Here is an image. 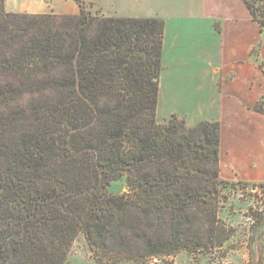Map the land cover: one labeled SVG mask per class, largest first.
I'll return each mask as SVG.
<instances>
[{"label":"trees","instance_id":"obj_1","mask_svg":"<svg viewBox=\"0 0 264 264\" xmlns=\"http://www.w3.org/2000/svg\"><path fill=\"white\" fill-rule=\"evenodd\" d=\"M243 1L263 32L264 0ZM75 2L59 16L0 0V264H64L80 233L109 259L228 241L220 123L158 120L166 20Z\"/></svg>","mask_w":264,"mask_h":264},{"label":"crops","instance_id":"obj_2","mask_svg":"<svg viewBox=\"0 0 264 264\" xmlns=\"http://www.w3.org/2000/svg\"><path fill=\"white\" fill-rule=\"evenodd\" d=\"M247 6L243 0L202 1L184 20H197L206 26V33L187 38L178 35L172 46L167 43L172 19L161 17L166 20L163 73L170 71L173 60L169 75L174 74L177 83L171 87L182 99L196 100L197 108L173 109L170 115L176 114L189 126L220 123L221 178L264 184V115L254 110L264 97V47L258 59L252 58L264 31ZM162 81L160 76L159 97L170 90L168 78L167 85L162 86ZM212 95L214 102L210 103Z\"/></svg>","mask_w":264,"mask_h":264},{"label":"rangeland","instance_id":"obj_3","mask_svg":"<svg viewBox=\"0 0 264 264\" xmlns=\"http://www.w3.org/2000/svg\"><path fill=\"white\" fill-rule=\"evenodd\" d=\"M202 1L204 2V0H84V3L94 16L164 18L167 15L172 19L168 27L167 43L168 46H172L176 41L174 38L178 35L187 38L189 35L206 33L204 31L206 26L198 23L197 20H184L191 15L194 7L202 4ZM5 7L8 13L30 15L78 16L80 12L75 0H6ZM32 11L38 13L33 14ZM216 25L220 28L219 23ZM217 43L214 45L217 46ZM263 47L264 39L252 50L254 60L260 57ZM172 62L170 71L167 69L165 73L164 70L161 73L162 86L167 85L165 84L167 78L170 84L168 93L164 91L159 97L161 107L157 109V114L159 122L163 125L173 117L169 113L171 110L190 111L196 106L195 98L182 99L178 96L175 87H171L172 84L177 83L174 74L169 75L174 69ZM261 65L264 67V64ZM213 96L210 98V103L214 102ZM223 187L219 200L220 222L217 228L225 229L230 239L222 244L208 242V238L205 237L207 244L204 246H190L159 257L147 258H139L138 250L133 245L131 257L116 255L114 259H109L108 256L106 258L105 253L94 255L88 239L80 233L69 248L64 264H264V184L229 182L224 183ZM128 191L126 180L123 178L114 181L108 192L112 195H120ZM207 229L205 227L204 230ZM139 252L144 253L142 250ZM97 260H100L99 263Z\"/></svg>","mask_w":264,"mask_h":264}]
</instances>
